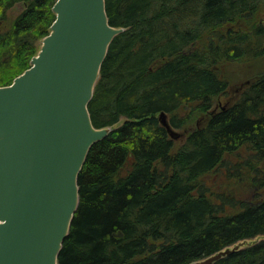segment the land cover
Listing matches in <instances>:
<instances>
[{"label": "trees", "instance_id": "1", "mask_svg": "<svg viewBox=\"0 0 264 264\" xmlns=\"http://www.w3.org/2000/svg\"><path fill=\"white\" fill-rule=\"evenodd\" d=\"M55 1L0 0V86L29 68ZM263 6L105 0L109 24L124 31L108 48L88 110L95 128L111 132L91 146L78 175L57 264H190L259 236L212 264H264V199L242 196L264 187V73L234 102L213 107L229 89L222 67L246 57L256 68L264 57ZM160 113L186 132L179 146Z\"/></svg>", "mask_w": 264, "mask_h": 264}, {"label": "water", "instance_id": "2", "mask_svg": "<svg viewBox=\"0 0 264 264\" xmlns=\"http://www.w3.org/2000/svg\"><path fill=\"white\" fill-rule=\"evenodd\" d=\"M30 66L0 86V264H57L76 212L77 179L95 128L88 110L101 65L123 28L105 0H56ZM226 248L190 264H212Z\"/></svg>", "mask_w": 264, "mask_h": 264}, {"label": "rangeland", "instance_id": "3", "mask_svg": "<svg viewBox=\"0 0 264 264\" xmlns=\"http://www.w3.org/2000/svg\"><path fill=\"white\" fill-rule=\"evenodd\" d=\"M23 3H17L12 8L7 11V16L9 20L14 19L18 14L23 10ZM259 23H262L264 20V6L259 11L258 16ZM258 23V24H259ZM40 45V43H39ZM246 57H242L240 61L232 63L229 66L222 67V73L229 83L228 92L220 96L214 103V109L219 110L221 107H225L227 104H231L238 98L241 90L243 89L244 83L247 81L250 82L256 76L264 73V57L256 59L255 63H260L258 67L251 68L254 63L247 64L245 61ZM207 115L201 116L196 120V123L199 125H204V119ZM159 122L166 128L169 137L174 141L176 147L179 146L185 139L186 132L184 130L174 129L169 125L168 116L165 113H160L158 115ZM203 119V120H202ZM195 127V125H194ZM213 184H218L220 182V178L214 176L211 178ZM241 192V191H239ZM246 200L251 202H256L261 199H264V187L260 188L257 186L251 187L247 193H243L242 195ZM263 239V236H259L253 239L240 241L235 244L233 247L237 246V249L240 247L249 246L251 244L259 242Z\"/></svg>", "mask_w": 264, "mask_h": 264}]
</instances>
